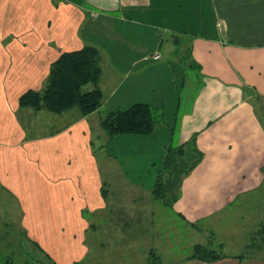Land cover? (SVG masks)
Segmentation results:
<instances>
[{
	"label": "crops",
	"instance_id": "crops-1",
	"mask_svg": "<svg viewBox=\"0 0 264 264\" xmlns=\"http://www.w3.org/2000/svg\"><path fill=\"white\" fill-rule=\"evenodd\" d=\"M96 34L108 43L99 111L20 105L26 92L44 91L63 53L97 47ZM165 38L166 52L188 49L187 69L193 64L202 75L178 131V146L202 160L182 176L170 209L209 235L193 246L222 250L215 262L158 253L167 243L160 238L154 247L155 187L131 179L116 152L137 137L111 138L101 126L135 104L128 90L135 78L174 71L161 60ZM145 62L152 67L129 73ZM253 101L264 103V0H0V242L18 237L47 264H149L154 254L163 264H264V227L247 237L257 244L250 251L225 227L239 199L264 184V125Z\"/></svg>",
	"mask_w": 264,
	"mask_h": 264
},
{
	"label": "rangeland",
	"instance_id": "rangeland-1",
	"mask_svg": "<svg viewBox=\"0 0 264 264\" xmlns=\"http://www.w3.org/2000/svg\"><path fill=\"white\" fill-rule=\"evenodd\" d=\"M96 35L98 36L95 38V44L102 56L105 46H108V43L103 36L99 34ZM145 42L146 39L143 43L145 46L148 44V47L154 48V43ZM167 42L165 38L160 51L162 56L161 60L168 62L167 64L169 67H171V63H174V71H172V69L167 71L166 68H163V70L158 73V71L154 69V72L145 73L141 78L137 76V78L132 77L139 83L138 85L136 84V87L132 86V90L128 86V90L132 91L135 103H147L151 107L154 116V135L134 136L137 137L135 140L131 142L125 141L127 143H122L124 146L121 145L116 149L118 158L123 162L124 171L131 179L143 182L147 189L151 188L153 185L155 187L161 176L160 183L166 198L154 199V247L156 248L158 240L163 238L162 240H164L167 245L156 249L162 257H170L174 254H177L174 256L192 254L195 248L193 244L209 236H202L200 231L196 229L197 227H190L183 223L177 216L172 215L170 209L171 205L168 204L170 200H172V195L169 194L172 192L171 194L174 195L177 194L178 191V187L171 184L175 183L174 181L177 179L182 178L186 173V169L191 165L185 166L181 173L178 174L173 170V167H168L166 165L164 157L174 153L169 150V142L173 140V149H177L178 147L180 119L182 114L191 107L194 99L198 95L202 85V75H199V69L192 63L191 67L187 69L189 59L188 49L179 51V47L173 53L166 52L168 48ZM183 42H185V47H188L187 41L185 40ZM137 58H139V56H137ZM150 64V62H145L141 66H138L136 71L129 70V73L132 76L141 74L152 67ZM154 64H156V62H154ZM140 67H143V70H140ZM154 67L156 66L154 65ZM179 68L182 70L181 72H179ZM157 73L159 74L158 77L155 76ZM167 78L169 82L172 81V79L174 80L172 85H168L166 81ZM159 81H161L160 86H158ZM91 87L92 85H89L87 89ZM135 100L140 101L136 102ZM253 102L256 107L257 116L259 117L258 120L264 125V103L263 101ZM214 112L215 111H212V113ZM128 137L133 136L130 135ZM125 144L128 145L127 148ZM164 144H168V146L164 147ZM112 145L109 151L111 154L115 153L111 149ZM185 149L190 152V156L192 160H194L196 156L193 150L190 147H185ZM97 152L98 157L102 159V152L100 150ZM188 161L189 160H186V162ZM261 170L264 171V166ZM0 204L4 205L1 200ZM237 207L239 209V214L234 217V219H237L236 223H234L233 219L229 222V225H225V227H230L235 231L234 234L236 236L234 240L238 239L239 242H243L242 247L244 245L246 247L247 245H252L248 247L247 251L256 249L255 246L257 244H253L252 240L249 238L252 229L258 226H260V228L264 227V184L251 197L240 198ZM3 232H5V230H3ZM15 233H17V231ZM17 238L14 239L13 244L6 243L5 241L0 242V264H46V260L34 245H28L26 243L23 244L25 246L19 245L21 241ZM256 241L262 243L258 237ZM190 244H192V247H190ZM213 249H217L219 252L222 251L220 248L216 247Z\"/></svg>",
	"mask_w": 264,
	"mask_h": 264
},
{
	"label": "trees",
	"instance_id": "trees-1",
	"mask_svg": "<svg viewBox=\"0 0 264 264\" xmlns=\"http://www.w3.org/2000/svg\"><path fill=\"white\" fill-rule=\"evenodd\" d=\"M101 76V52L97 47L85 46L77 51L63 53L52 65L44 91L42 93L26 92L20 98V105L35 108L43 106L48 111L57 114L77 109L82 116H88L102 108L103 93L99 87ZM89 85H92L93 88L87 89ZM101 126L111 138L119 135L148 136L154 132L153 111L148 104L135 103L126 110H119L107 115L103 118ZM169 150L174 153L165 156L164 161L178 174L185 166L191 165L185 173L189 174L202 160L200 154L192 160L190 152L183 146H178L177 149L170 146ZM186 160L189 161L186 162ZM160 179L155 185L154 194L157 199H164L166 197ZM181 179H177L171 185L177 186L179 190ZM171 193L169 195H172V200L168 204L172 206L177 201L178 195ZM194 247V251L190 255L191 259L215 262L223 258V253L216 249L202 244H196ZM159 258L156 254L152 255L149 264H163Z\"/></svg>",
	"mask_w": 264,
	"mask_h": 264
}]
</instances>
